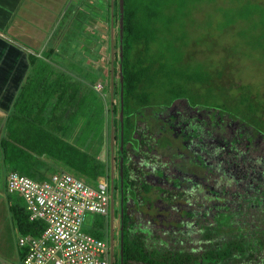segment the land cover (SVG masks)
<instances>
[{
    "label": "trees",
    "instance_id": "1",
    "mask_svg": "<svg viewBox=\"0 0 264 264\" xmlns=\"http://www.w3.org/2000/svg\"><path fill=\"white\" fill-rule=\"evenodd\" d=\"M187 1H190L188 5ZM203 1L213 3L215 0H124L122 34L120 8L118 15L116 9L113 12L114 26L117 24L114 37L119 49L113 62V91L111 68L107 76L109 88L104 86L100 93L96 90L94 84L102 75L101 67L99 73L85 76L86 81H81V84L75 83L71 76H62L55 80L56 83L41 85L43 90L40 93L38 88L26 90L25 84L9 112L6 123L8 135L1 140L6 176L17 172L33 179H43L46 174L35 166L44 157L53 159L52 165L58 171L70 172L95 187L100 176L110 174L111 121L116 126L114 139L119 141V158L116 157L119 164L116 166L118 169L121 167L122 153V201L125 205L121 214L119 264H226L233 261L264 264V177L261 181H255L253 177L252 182L258 183L259 188L251 184L254 193L250 194L248 190L244 194L238 193L230 202L225 201L230 193L225 185L221 184L222 189L219 190L213 187L214 182L220 179L237 185L249 171L256 174L259 170L256 177L258 174L264 176V152L257 154V159L250 158L240 153L238 146L242 140L255 141V133L264 135V95L254 91L251 84L224 87L221 79L226 72L220 65L228 59L238 60L241 56H255V53L264 58V2L232 0L233 5L218 7L214 12L220 16L217 25L212 23L200 38L190 39L188 24H193L191 28L195 27L196 31L202 29L201 25L196 26L197 20L192 15L196 4ZM231 32L234 33L230 43H219L217 38ZM192 43L195 45L191 46ZM217 47L224 48V52L217 54ZM196 53L205 58H198ZM112 98L118 99L117 104L110 102ZM182 100L192 115L196 112L211 114V119L207 118L206 122L219 114H228L230 121L239 124L241 133L237 134L238 139L231 132L232 127L227 126L231 133L228 139L224 135L213 136V150L209 157L199 156L198 164H202V167L197 165L199 173L187 174L184 170V181L175 183L174 192L146 179L147 174H155V171L148 170L157 158H167L166 145L170 140L167 135H158L157 130L150 131L143 123L148 113L172 107L176 101ZM48 115L52 118L43 130L39 123H43L41 119ZM194 116L197 118L199 115L196 113ZM16 124L20 126L14 128ZM86 135L90 139L82 145L80 141L84 142ZM100 138L101 143H98ZM93 141H97L101 151H95L99 148L97 144L90 149L89 142ZM203 149L210 150L205 144ZM240 155L244 158L238 159ZM167 165L163 167L165 170H169L172 163ZM206 169L210 172L204 175ZM155 188L158 192L169 193L172 199L174 196L201 197V192H205L204 196L215 202L208 207L211 211L214 209V213L208 215L213 223L200 217V210H187L188 215L193 214L192 221L196 225L192 230H183L177 239L173 238L174 245L182 249L180 251L170 249L172 245L164 241L159 245V241L150 239L142 229L129 223L130 200L139 205L138 197H141L146 202L150 199L148 194ZM9 200L13 201L11 211L19 232L40 236L46 223L30 220L21 197L12 194ZM101 228L94 236L105 240L108 234L103 226ZM196 234L201 239L198 245L202 252L199 255L192 251L197 245H190L197 240ZM166 237L169 239L168 235Z\"/></svg>",
    "mask_w": 264,
    "mask_h": 264
},
{
    "label": "rangeland",
    "instance_id": "2",
    "mask_svg": "<svg viewBox=\"0 0 264 264\" xmlns=\"http://www.w3.org/2000/svg\"><path fill=\"white\" fill-rule=\"evenodd\" d=\"M91 1L92 0H76L75 1L74 4H77V3H82V4L78 8L80 12L77 13L76 16H72V19L73 20L75 19V23H76L77 27H73V29H71L72 33L70 34L68 40L72 39L73 35H74V39H75V36L79 35L77 33L80 30H82L85 26H87L88 31L94 30L97 33L96 37H99L98 40L95 41V43L93 45L91 43V45L94 48H96V50L94 52V56L88 57L86 64L88 66H92V67L94 66L97 68H100V67L103 68V72H102V75L100 78L101 79L100 82L104 83V86H107L109 88V77L107 78V76L110 72L109 71L110 68L112 70V61L114 62V60L117 59L118 54H119V49L116 47L117 40L115 41V37H114L115 31L117 30V24H116V27L114 26V29H113L114 35L112 37V20H113V15H114V13H113L114 9H116L117 15L119 13L120 0H116L115 1L116 3L114 2V6H113L112 0H111L110 1V3H111L110 8L108 7L107 3L104 0H95L94 3H92ZM256 1L260 2V3L264 2V0H256ZM189 2L190 1H187V5L189 4ZM87 5H89V6H87ZM91 5H93V6H91ZM190 5H191V3H190ZM229 5H233L232 0H215L213 3H206L205 1H203L202 3L196 4V6L193 10L192 17L194 16L197 20L196 26L201 25V28H202L201 31L202 32L196 31L195 27L191 28V26L193 24H191V23L188 24L187 29L189 32L188 34H189L190 39L200 38L203 35V33L206 32L207 27H209L212 23L217 25L218 21L220 20V16L218 15V13H217V15H214L215 14L214 12L216 11V9L218 7H229ZM69 8H70V5L67 7V11L69 10ZM73 9H74V7L72 9H70L69 12L70 11L72 12ZM90 12H91L94 19L98 18L99 20H101L104 23L93 25L92 20L90 18L86 17V13L90 14ZM69 15H68V17H69ZM110 15H111V17H110ZM84 16H85V18H84ZM109 17L111 19L110 29L108 28V25L106 23V22L109 23ZM88 19L90 21V26L88 25V22H87ZM213 31L215 32V30H213ZM233 33L234 32H231L230 34L229 33L227 35L225 34V37L217 38L219 43H221L223 45L230 43L232 40L231 36L233 35ZM194 45L195 44H193V43L191 44V46H194ZM65 46H66L65 49H71V47H69V45H67V43ZM77 46H79V45H77ZM75 48H76V46L74 45L73 49H75ZM223 49L224 48H222V47H217L215 49V52L217 54L220 52H224ZM76 54L78 57L77 63H75V62L72 63V61L68 62L69 59H67L66 61L63 60L61 62V64L68 66L67 64L70 63V66H71V63L72 64H78L79 62H83L84 58L81 56V52L76 51ZM84 55H85V51H84ZM196 55H198V58L199 57L202 59L205 58L203 55H201L199 53H196ZM94 58L96 59V61L94 60ZM58 59H59L58 61L61 60L60 57ZM215 59H218V58H215ZM236 60H237V58L235 60L228 59L223 64H220V65H222V67L225 69V72H226V73H224V77L221 79L222 85L224 87L229 88L230 86L236 87L240 84H251L253 86L254 91H259V92L263 93V95H264V58L263 57L260 58L259 54L255 53V56L252 55L251 57H247V58L245 56H241L238 58L237 62L234 63ZM65 66L61 65V67L59 66L58 68L65 69L66 68ZM70 66H68L67 69H69ZM50 67L53 69L54 73H56V74H52V76H49L50 82H54L56 79L58 81V78H62V76H65V78L67 77L68 74L65 71H63L64 74L63 73L60 74V72H58L60 70H57L56 68H53L52 66H50ZM78 67H80V66H78ZM73 69H76V68H73ZM72 71L73 70H71V72ZM80 72H81V70H80V68H78V73H80ZM77 79H79V77ZM73 81H75V80H73ZM78 81L79 82H75V83L81 84L80 82L82 81V79H80ZM55 83H56V81H55ZM35 86L33 87V86H31V84L27 83L25 89L26 90H30V89L33 90L35 88ZM112 101L115 104H117L118 99L112 98L110 102H112ZM174 105H175L174 109L176 108L177 110H171L172 111L171 114H173L174 111H178V112L182 111L184 106H185V102L183 100L182 101H176ZM165 108L170 109L171 107H165ZM82 109H83V107H82ZM162 109H164V108H162ZM191 113H192V111L190 109L188 112V115H191ZM196 113H198V115H199L198 120L195 122H189L188 125H190V126L193 125V126L197 127V126H199V123H198L199 120L201 123L204 122L201 120V118H204L205 120H207V118H208V120H209V119H211L210 117L212 116L211 114L206 115L204 112H196ZM188 115L185 114V117L189 118ZM150 116H152V114L148 113L146 118L148 119V118H150ZM159 123L156 127L154 126L153 129L155 131L156 130L159 131L158 130ZM211 123L215 126L222 125L223 128L225 127L224 125H227V123L230 124V126L232 127V130H234L235 136L239 139V137L235 133V131H238L239 133H241L239 131V124L237 122L233 123L232 121H230L228 114H224V115L219 114L218 116L213 117ZM143 125L146 126L145 123H143ZM19 126H20V124H16V125H14V128H17ZM109 127H110L109 128V134H110V145H109L110 166L112 169L115 166L113 164V162H115L116 157H117V159L119 158V153H118V147H119L118 142L119 141H118V139H116V140L114 139V132H115L114 128L116 126H113L112 121H111ZM168 127L166 128V130H163L161 135H163V136H164V134L168 135L172 132V129H170V127L169 128ZM141 129H143V128H141ZM227 132H228V134H231V133H229L228 130H227ZM116 133H117V131H116ZM177 133L181 135V132L177 131ZM254 136H255V141H253L252 143H251V141L248 142V140L246 139L245 141L244 140L240 141V144L238 146L240 147V150H239L240 153H244L247 156H249L250 158L252 157V158L257 159V154L264 152V135H260V134L255 133ZM83 138H84V142L82 140V141H80V143L82 145H86V142H88L86 139H88L89 136L86 135ZM181 138H183L182 135H181ZM168 139H169V137H168ZM240 139H241V137H240ZM98 143H101V138L98 140ZM89 144H90L89 146L91 147L90 149L92 150V149H94L93 147L97 144V141H96V143H95V141L89 142ZM87 145H88V143H87ZM168 145H170V142L167 144V146ZM96 146H99V145L97 144ZM171 148H173V147L171 146ZM168 150L166 149V152ZM95 151L96 152L101 151L100 146ZM184 151L188 152L187 149H184ZM237 151H238V149H237ZM190 153H191V151H190ZM1 155H2V153L0 150V156ZM243 158L244 157L240 155V157L238 159H243ZM157 159L158 160H156V163L154 162L153 165L151 167H149L150 170L153 167L155 169H157L158 168L157 164H160L161 166L162 165L168 166L167 163L170 162V160L168 161V158L162 159L161 156H159ZM160 162L163 164H161ZM238 163L240 164L241 161L239 160ZM48 164H50V163H48ZM42 168H44V170H42V171L44 172L43 174H46L45 176L50 175V174L57 172L59 170L58 168H54L53 165H51V167L48 170L46 169L45 166L44 167L42 166ZM188 168H190V165H188ZM155 169H154V171H155ZM150 170H148V171H150ZM117 171H118V168L116 166L115 167V173ZM65 172H67V171H65ZM249 172H250L249 174H248V172L245 173L244 179L241 180L239 182V184H237V185L235 183H232V181H230V180H224V179H220L217 183L214 182V184H213V182H211V183L213 184V187L215 190L222 189L221 186L225 185L227 187L226 189L231 193V194L229 193L228 196H226L228 198L225 197V201L230 202V200L233 198L232 196L233 195L238 196V193L244 194L245 192H247V190L250 194L254 193V188L252 189V186H251V184H254L252 182L253 177H254L255 181L263 180L264 176H261L260 174H258V177H256L259 170L257 171L256 174L254 172L251 173V171H249ZM40 174H42V173H40ZM159 176H161V175H159ZM4 180H5V178H4ZM254 185H256L257 189H259L258 183L255 182ZM114 187L115 188H113V197L115 200V207H114V220H115L114 226L115 227L111 226L112 225L111 219H106V217H104L102 215L90 214L88 217V221L85 225V231L94 235L95 232L97 231V229H99V228L102 229L101 226H103L104 231L105 232L108 231L106 233H108L110 235V242H111V238H112L111 234H112V228H113V230H115V232L113 231L114 238H115V247H114L115 248V257L117 260V264H119L120 263V255H119L120 231H119V229H121V226H122V217H120V216H121L122 207L125 206L124 201H123V203L121 201V199H122V197H121V191H122L121 179H119L117 177H116V179H114ZM162 187L168 191L173 190L171 188V186H169V185L164 184V185H162ZM174 192H176V191H174ZM201 193H202L201 197H197V195H194V196L192 195V196H190V198L189 197H183V196H181V197L174 196L172 199V197L168 196L169 193L158 192L155 188L153 193L148 194L150 199L147 200V198H146L145 199V200H147L146 202H144L141 197H138L141 205L140 204L137 205L135 201L130 200V202H129V205H130L129 206L130 207L129 223L134 228L139 227L140 229H142L143 233L145 235H147L150 239L155 240V241H159V245H161V243H163L162 241H164V243H166L167 245H169V246L172 245V247L170 249L173 250V248L174 249L176 248L177 250L180 251L182 249L178 248V246L176 247L174 245L175 241L173 240V238L175 237L177 239L178 238L177 236L180 235V233L183 230H187V231L190 229L192 230V228L195 227V225H196L192 221V218L194 217L193 214L188 215L187 210H190L189 212H192V210H200V213H198V215H200V217L202 216L205 219H207V222L213 223V221L208 218V215L211 214L212 212L214 213V211H213L214 209L211 211L210 209H208V207H209V205L215 204V202L209 201V197L206 198L204 196L205 192H201ZM124 195L126 196V198H128L127 194H124ZM186 198H189L190 200H192V203L190 202V200L186 201ZM195 200H197L198 202H196ZM9 203H10V208H11L13 201L9 200ZM235 204L238 205L240 203H235ZM0 214H2V213H0ZM1 218L4 220H7V222H6L7 227H8L9 233L11 234L12 220H14L11 209H10L9 214H2ZM20 234L21 233H18V232L15 233L16 245H17V241H18ZM167 235L169 236V239H168V237H166ZM196 236H197L196 237L197 240L190 245H197L196 250H192V251H193L194 255L195 254L199 255L202 252L201 251L202 248H200L198 245L201 239L200 238L198 239V237H199L198 234H196ZM107 238H108V235H106L105 240H107ZM17 247H18V245H17ZM18 249H19V247H18ZM1 261L4 264H10V262L5 261V259H2ZM226 264H240V263L237 261H233L231 263H226Z\"/></svg>",
    "mask_w": 264,
    "mask_h": 264
},
{
    "label": "crops",
    "instance_id": "3",
    "mask_svg": "<svg viewBox=\"0 0 264 264\" xmlns=\"http://www.w3.org/2000/svg\"><path fill=\"white\" fill-rule=\"evenodd\" d=\"M75 1L0 0V150L2 138L8 135L6 123L10 109L25 84L29 83L33 87L36 85L34 89L38 88V93H40L39 91L43 90L41 85H49V76L56 74L50 66L60 70L58 71L60 74L65 71L68 74L67 76H71L72 80L76 82L80 79L86 81L84 80L86 79L85 76H88L90 73H99L101 67L97 68L86 64L88 57L94 56L96 48L92 45L99 38L96 37L97 33L94 30L88 31L87 26H85L77 33L79 35L75 36V39L73 35L72 39L68 40L72 33L71 29L77 27L75 19L73 20L72 16H76L80 12L78 8L82 4H74ZM104 1L110 7L111 0ZM91 2L94 3L95 0ZM114 2L115 0H112L113 6ZM69 5V10L74 7L72 12L67 11ZM86 17L92 20L93 25L104 23L98 18L94 19L91 12L90 14L86 13ZM87 22L90 26L89 19ZM106 23L110 29L108 22ZM66 43L71 49H65ZM74 45L76 46L75 49H73ZM76 51L81 52L84 61L72 64L73 62L77 63L78 57ZM59 57L60 61H58ZM67 59H69L68 62L72 61L71 66L70 63L67 64L70 66L69 69H67L68 66L61 64L63 60L66 61ZM94 60L96 61L95 58ZM61 65L66 68H58ZM78 68L81 70L80 73H78ZM71 70L73 71L71 72ZM78 77L79 79H77ZM100 78H98L94 85L100 83ZM51 118V115L44 116L41 119L43 123H39V126L43 130L46 129V123ZM50 124L47 126L48 129L50 128ZM44 161L46 162L43 163ZM48 163L54 164L53 159H45L43 157L36 163L35 167L44 170L42 166H45L48 170L51 167ZM7 177L3 156L1 155L0 213L2 214H9L11 209L9 196L12 194L7 191ZM2 214H0V264H4L1 261L2 259L9 261L10 264H18L21 248L18 246L19 250L17 247L18 241L16 245L15 233L20 232L15 220H12L10 234L6 223L7 220L1 218Z\"/></svg>",
    "mask_w": 264,
    "mask_h": 264
},
{
    "label": "built area",
    "instance_id": "4",
    "mask_svg": "<svg viewBox=\"0 0 264 264\" xmlns=\"http://www.w3.org/2000/svg\"><path fill=\"white\" fill-rule=\"evenodd\" d=\"M97 89L101 90L102 85L98 84ZM7 191L23 199L30 220L46 223L40 236H19L18 246L24 254L18 264L112 263L114 253L108 240L85 231L90 214L106 219L111 216L115 202L107 177H99L94 187L64 171L43 179L11 172Z\"/></svg>",
    "mask_w": 264,
    "mask_h": 264
},
{
    "label": "flooded vegetation",
    "instance_id": "5",
    "mask_svg": "<svg viewBox=\"0 0 264 264\" xmlns=\"http://www.w3.org/2000/svg\"><path fill=\"white\" fill-rule=\"evenodd\" d=\"M174 106L175 105H173L170 109L164 108V109H161L162 111L159 110L158 112L156 111V112L150 113V114H152V116H150V118H148L144 122L147 125V128L150 129V131H155L153 129L154 126L156 127L158 125V123L160 122L159 127H158V130H159L158 135H160V136H163L161 134H162L163 130H166V128L168 126L170 127V129H172V132L167 135L169 137V140H170V145H168L169 147L166 145V149L167 150L169 149L167 151V155H168L167 158H168V161L170 160L172 165H169V170H165L163 168L164 165H162L163 166L162 167L159 164L157 166L158 167L157 169H155L154 167L151 169L152 171H154V169H155V171H156L155 174L151 173V175H149V174L146 175V179L149 183L157 184V185L158 184L159 185H164V184L165 185H171L172 189L175 188V183H178L179 180H181L180 182L184 181V177H183L184 176L183 175L184 170H185V172H187V174L199 173V169H200V167H202L201 163H199L200 165L198 164V160H200L199 156H204V159H207L209 157V152H211L213 150V144H212L213 136L219 137L220 135H224L225 139H228V132H227L228 129L227 128L230 127V124H228V123H227V125H224L225 126L224 128L222 127V125L215 126L211 123V121L206 122L207 120H205V119H204V122H202L203 124L200 122L199 126H197V127H195L193 125L190 126V125H188V123L197 121L198 117L195 118L192 114L188 115L190 108L186 105H185L186 107L184 106L182 111H179V112L174 111V113L171 114V112H172L171 110H177L176 108L174 109ZM185 114H187L189 116V118L185 117ZM201 120H202V118H201ZM201 126L204 128L201 129L200 128ZM225 128H226V131H223V130H225ZM213 129H218V131H213ZM177 131L181 132V135L183 136V138H181V135L178 134ZM217 132H219V133L214 135ZM231 132H233V134H234V130H232ZM235 133L239 134L238 131H235ZM218 141L220 142V140H218ZM225 142H227V141H225ZM204 144H205V147L207 149L209 147L210 150H204L203 149ZM206 144L209 146L207 147ZM129 146L131 147L132 144H129ZM171 146L173 148H171ZM184 149H187L188 152L184 151ZM190 151H191V153H190ZM191 163H194L195 165H193ZM113 164L115 165L113 171H115L116 165L119 164L117 159H115V162H113ZM188 165H190V168H188ZM197 165H199L200 167H197ZM206 170L203 172L204 175L207 174V172H210V171H208L210 169H206ZM159 175H161V176H159ZM112 177H113V181H114V179H116V177L121 179L120 175L119 174L117 175L116 173H114V175L110 176L111 181H112ZM204 178L205 177H203V179ZM199 179H201V178H199ZM114 232H115V230H114ZM111 264H117L115 253H114V259H113Z\"/></svg>",
    "mask_w": 264,
    "mask_h": 264
},
{
    "label": "water",
    "instance_id": "6",
    "mask_svg": "<svg viewBox=\"0 0 264 264\" xmlns=\"http://www.w3.org/2000/svg\"><path fill=\"white\" fill-rule=\"evenodd\" d=\"M123 23H124V0H120V18H119V24H120V32H121V34H122V31H123ZM113 29H114V21L112 20V37H113ZM122 55V54H121ZM111 81H112V85H113V81H114V74H113V61H112V74H111ZM123 96V89H122V91H121V97ZM123 105H122V108H121V120H123ZM121 150H123V147H121ZM122 166H123V155H122V153H121V170H120V172H121V186H122V188H123V169H122ZM113 171V170H112ZM111 175H113L112 173H111ZM111 184H112V187H111V189H112V191H113V177H112V181H111ZM112 204H113V201H112ZM113 211H112V213H111V224L113 225ZM112 238H111V246H112V248L114 247V235H113V231H112Z\"/></svg>",
    "mask_w": 264,
    "mask_h": 264
},
{
    "label": "clouds",
    "instance_id": "7",
    "mask_svg": "<svg viewBox=\"0 0 264 264\" xmlns=\"http://www.w3.org/2000/svg\"><path fill=\"white\" fill-rule=\"evenodd\" d=\"M114 33V32H113ZM114 35V34H113ZM113 70H114V66H113ZM98 84H101L102 85V89L101 90H98L97 89V85ZM97 85H96V89L98 90V91H102L103 90V88H104V85H103V83H98ZM111 87H112V91H113V85H112V82H111ZM114 169V167L110 170V174L109 175H102V177H107L108 179H109V181H110V187H112V184H111V179H110V176H111V173L114 175V173H115V171H112ZM120 170H121V168H119L118 169V171L116 172L117 174H119L120 175V177H121V172H120ZM101 177V176H100ZM123 180H124V173H123ZM113 188H114V181H113ZM111 191H112V189H111ZM122 192H123V188H122V191H121V197H122V199H123V196H122ZM112 194H113V191H112ZM113 199H114V197H113ZM121 199V200H122ZM114 202H115V200H114ZM122 203H123V201H122ZM114 207H115V203H114V205H113V214H114ZM123 213V208H122V210H121V214ZM121 217V216H120ZM109 219H111V216H110V218ZM114 222H115V220H114V215H113V225H111V226H114ZM112 231H114L113 230V228H112ZM119 231H120V229H119ZM106 232H108V231H106ZM90 234V233H89ZM108 234V233H107ZM21 235V234H20ZM23 235V234H22ZM92 235V234H91ZM114 235V234H113ZM94 236V235H93ZM94 237H96V236H94ZM97 238V237H96ZM98 239H100V238H98ZM107 240H108V242H109V244H110V246L112 245L111 244V242H110V235L108 234V238H107ZM114 240V247H115V238L113 239ZM112 248V246H111V248H112V250H113V253H115V248ZM22 254V253H21ZM21 258V257H20Z\"/></svg>",
    "mask_w": 264,
    "mask_h": 264
}]
</instances>
